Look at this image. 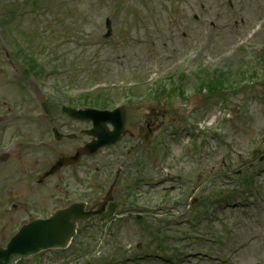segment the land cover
<instances>
[{"label": "rangeland", "instance_id": "obj_1", "mask_svg": "<svg viewBox=\"0 0 264 264\" xmlns=\"http://www.w3.org/2000/svg\"><path fill=\"white\" fill-rule=\"evenodd\" d=\"M4 1H7V6L13 12L27 13L23 19L19 18L15 25L18 34L32 42H38L37 28L41 26L49 39H52L46 42L49 45L54 42L47 56L37 58L39 64L45 65L46 69H53L51 64L63 67L59 73L48 71L46 78L42 81L36 78L24 80L21 76L22 61L16 62L18 73V71H10L4 60L0 58V116L8 115L7 120H9L0 125V129L7 133L5 137L0 136V145L8 143L10 138L16 136L18 132L27 139L48 144L46 148L38 145L30 150L21 149L13 155L9 153L2 155L6 153L0 151V189L6 186V192L0 200V207L5 212L10 210L13 204L22 206L15 214L12 212L4 214L0 211V245L3 242L5 245L10 237L8 234L19 225L16 220L26 216L27 211L45 207L56 208L61 205L52 200L53 192L56 195H64L68 191L67 195L74 194L73 198L78 197L82 185L81 179L87 173V170L83 169L66 168L49 178L43 187L33 184L37 172L50 168L59 157L73 154L75 149L82 145L80 140L57 144L52 138V118L57 124L67 119L60 112V106L65 104V100L58 98L57 87L68 91L72 96L97 87H111L117 90L116 93L122 101L128 96V91H132L137 86L141 85L150 90V86L156 83L155 80L151 82V78H154L152 76L165 79L180 67H185L188 62H190L188 69L190 71L197 62L195 53L200 52L201 48L205 59L217 64L223 59L227 60L226 53L232 51L233 47L246 46L247 38L264 39V31L254 34L253 38L251 33L255 24L264 22V0H260V3L255 0H234L233 11L229 10L222 0H153L147 1V6L141 2L140 25H137L132 14L134 9L130 10L126 4L123 7L112 5L107 1L101 4L96 0H41L43 17L37 18L33 14V9H30L24 0H0V3ZM202 6L203 11L200 10ZM112 10L116 33L110 41L105 42L102 40L105 33L104 19L107 15H111ZM195 15L199 17L197 23L192 20ZM240 16L246 21H242ZM235 21L239 22L237 28L233 26ZM183 32L185 36L182 35ZM212 36H214L213 39ZM206 40L213 43V46L205 43ZM2 45L0 28V47ZM206 47L209 49H205ZM32 51L42 53L43 44ZM91 66L100 68L99 73L96 74L88 68ZM133 74L145 80H142L139 85L136 82L131 85L130 79ZM187 94L186 99L178 96L167 97L162 99V104L149 101V104L158 110L170 109L171 113L157 121L156 129L160 128V132L158 130L154 133L155 136L151 135L148 141L149 145L155 149L158 133L161 135L169 129V126L180 131L174 134V138L167 132L170 136L168 145L170 152L166 151L168 155L164 168H168L171 172L181 168L182 174L189 175L190 169H195L199 165L195 161V153L192 154L189 149L187 160L178 158L185 157L182 149L188 148L189 145L188 124L197 121L198 109L202 102L191 95V90ZM243 101L248 102L255 120L240 115V106L244 105ZM42 102L49 104L48 118H38L43 114L39 107V103ZM262 102L254 94L247 93L246 96H239L235 104L229 106V127H226V131L230 135L227 142H235L232 152L224 143L213 137L218 125L201 131L199 135L194 132L191 135V142L193 146H199L201 161L211 162L213 157L221 162L222 158L229 156L225 162L236 164L237 153L250 150L252 145L261 141V134L264 131V102ZM219 106L216 104L208 107L207 117L210 115L216 117L220 111ZM226 108L228 110V106ZM205 116L204 113L199 115L201 118ZM176 118L185 119V122H177ZM35 120H40L41 123ZM3 158L7 161L4 162ZM260 169H263L261 175L264 181V166ZM153 173L159 176L155 170V164ZM164 187L165 183L157 185L155 196ZM174 193L176 194L177 191ZM217 211V216L221 220L229 222V228L225 229L215 221L217 225L211 226L210 223L211 227H208L206 232L213 236L218 235L220 238L228 235L222 243L207 242L202 246L203 250L213 253L214 247H217L221 256L228 252L230 261L227 264L257 262L264 264V203L254 202L234 210L221 207ZM212 219L216 220V217ZM110 221L111 219L107 218L82 226L80 240L65 254L53 253L47 259L43 257L22 264H58L53 259L51 262L48 261L52 257L59 259L60 264H65L68 259L73 260V264H86V260H78L80 252L91 249L104 256H113V252L118 251V247L123 242L126 249L130 248L131 253H135V245L144 243L145 237L141 235L143 231H139L140 228H137L134 222L117 224L112 229L114 234L110 237L107 247L101 237L104 234L105 225L110 224ZM3 226L5 228L12 226L13 231L2 229ZM182 231H187V225L183 226ZM209 244L211 247L208 246ZM231 251L236 252L231 254Z\"/></svg>", "mask_w": 264, "mask_h": 264}, {"label": "water", "instance_id": "obj_2", "mask_svg": "<svg viewBox=\"0 0 264 264\" xmlns=\"http://www.w3.org/2000/svg\"><path fill=\"white\" fill-rule=\"evenodd\" d=\"M78 219H81V214L75 210L60 214L56 219L38 221L24 227L10 243V253L0 259V264H14L16 257L35 251L45 237L56 238L57 242L66 244L74 234Z\"/></svg>", "mask_w": 264, "mask_h": 264}]
</instances>
